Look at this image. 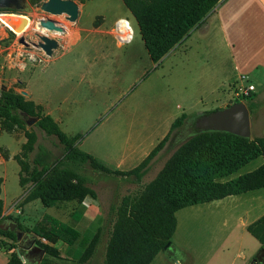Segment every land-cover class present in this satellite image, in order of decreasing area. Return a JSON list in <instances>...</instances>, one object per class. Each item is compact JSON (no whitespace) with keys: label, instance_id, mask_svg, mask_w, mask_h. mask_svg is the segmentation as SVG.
<instances>
[{"label":"rangeland","instance_id":"1","mask_svg":"<svg viewBox=\"0 0 264 264\" xmlns=\"http://www.w3.org/2000/svg\"><path fill=\"white\" fill-rule=\"evenodd\" d=\"M47 1L31 4L28 0L25 11L0 9V95L26 92L28 96L24 97L40 103L34 102L65 134L80 136L76 143L79 150L100 164L112 169L129 158L132 161L127 160L124 170L136 167L144 151L155 145L183 114L188 116L186 124L196 116L239 102L249 108L252 139L264 135V87L256 81L251 96L241 98L237 93L242 84L233 95L236 73L226 48L218 55L222 61L212 58L216 55L214 50L209 52V60H204L205 43L194 37L160 63H154L136 20L122 0H72L79 7L75 22L69 21L66 14L44 12L41 6ZM42 18L60 22L65 32L41 31L37 22ZM122 24L129 30L127 41L131 40L123 46L114 34ZM19 26L21 30L14 33ZM13 28L14 32L10 30ZM37 34L58 40L59 48L52 56L31 44L27 47L20 43L21 37L26 42L38 43ZM26 131L35 132L38 137L37 146L30 153L23 148L27 143ZM196 133H190L188 124L175 130L140 179L108 176L79 162L67 161L62 166L85 180L99 204L94 223L87 228L80 222L77 229L81 233L91 229L94 234L98 227L102 230L95 254L86 264L104 261L115 220L112 209L120 205L124 196L137 193L153 181L175 151ZM45 155L61 160L65 157L64 146L36 124L10 130L0 125V224L16 221L32 239L36 236L34 230H47L46 214L66 223H73L78 217L71 205L64 203L46 208L39 201L25 202L34 184H20L21 175L31 179L21 173L15 157L29 163L32 171L40 169L33 160ZM263 163V158H258L222 182L254 171ZM263 215L264 189L184 208L176 214L178 226L171 248L167 255L161 252L152 264H176L175 260L178 264H264V248L247 232V227ZM27 245L24 239L16 243L0 237V248L7 254L24 252L21 247ZM57 247L63 256L53 259L52 264H77L78 245L69 247L60 242Z\"/></svg>","mask_w":264,"mask_h":264},{"label":"trees","instance_id":"2","mask_svg":"<svg viewBox=\"0 0 264 264\" xmlns=\"http://www.w3.org/2000/svg\"><path fill=\"white\" fill-rule=\"evenodd\" d=\"M38 1L41 0H29L31 4ZM122 2L136 20L151 60L160 63L207 18L221 0ZM15 33L18 34L16 31ZM28 117L38 118L36 126L47 136L57 138L64 146L63 159L52 160L50 155L36 157L33 164L40 169L34 168L32 171L29 163L18 156L15 157L21 167V173L31 179L29 181L21 175L20 184H34L25 202L39 200L46 208H51L57 203L80 204L85 198L96 196L94 190L85 185L84 179L62 168L67 161L79 162L81 165L89 164L93 169L108 176L140 179L151 161L164 148L171 134L181 128L188 119L186 114L176 119L165 139L136 168L118 171L105 167L89 154L81 152L76 145L80 136L69 137L65 134L50 115L42 114L41 106L12 91L0 95L2 129L10 130L15 126L24 128L27 125L25 119ZM25 136L27 143L23 148L26 153L33 152L38 137L32 131H26ZM258 158L264 160V135L245 139L222 132L196 133L175 151L153 181L137 193L124 196L120 205L112 209L115 210V220L102 264H152L172 243L178 226V211L264 189V163L254 171L222 182ZM2 212L0 181V223L3 221ZM44 220L49 224L47 230H34V233L48 242L44 244L36 240V245L48 258L39 263H23L18 252H14L9 255L7 264H52L50 257L61 258L58 249L53 246L58 242L70 247L78 245L75 259L77 264H86L92 259L100 242L101 228L98 227L95 234L91 229L81 233L51 215L46 214ZM18 228L23 231L20 226ZM247 232L264 248V215L249 225ZM0 237L19 243L16 234L4 230L2 224ZM21 253L24 256V252Z\"/></svg>","mask_w":264,"mask_h":264},{"label":"crops","instance_id":"3","mask_svg":"<svg viewBox=\"0 0 264 264\" xmlns=\"http://www.w3.org/2000/svg\"><path fill=\"white\" fill-rule=\"evenodd\" d=\"M194 37L205 43L204 48L206 56L204 57V60H209L208 54L210 51L214 50V54L216 55H213L212 58L216 61H222V59H220L221 56L218 55L223 48H226L229 53L232 67L236 73L232 85L233 95H235V88L243 84L241 80L243 76L248 78L250 85L257 87L255 82L259 81L264 87V0H221L207 18L197 28L193 29L190 34L172 50V52L175 49L177 50L185 42L191 41ZM230 79H232V77ZM220 85L222 84H219L218 86ZM228 103H225V106H227ZM171 127L172 125L160 135L157 143L150 146L151 149L149 148L144 151L143 157L138 165H140L154 148L165 139L169 134ZM128 159L129 158H127L126 161H121L112 169L104 163L103 164L111 170L118 171H129L138 166L137 165L129 170H124L126 163L132 161V159L127 161ZM37 201L39 200H35V202ZM64 204L71 205L73 212L77 213L78 216L77 219L73 220V223H68L70 226L79 229V223L82 222L88 226L87 228H89L94 223L99 206L95 198L87 197L80 204L73 202ZM57 244L53 246L58 249L62 258V251L59 250ZM63 244L66 245L65 243ZM170 248L171 244L167 246L163 251V254L167 255ZM1 251L4 250H1L0 248V252ZM23 251L26 263H39L38 253L34 256H30L33 255L31 250ZM9 255L10 253L7 254L5 251L4 254H0V264H7ZM29 256L34 258V260L31 261ZM50 259L53 261L55 258L50 257ZM175 263L178 264V260H175Z\"/></svg>","mask_w":264,"mask_h":264},{"label":"water","instance_id":"4","mask_svg":"<svg viewBox=\"0 0 264 264\" xmlns=\"http://www.w3.org/2000/svg\"><path fill=\"white\" fill-rule=\"evenodd\" d=\"M29 5L28 0H0V9H15L17 11H25ZM41 9L51 15H67V19L71 22H75L78 18L79 7L72 0H48L43 3ZM26 18L23 20L25 23ZM38 27L42 30H47L49 32H58L64 33L65 28L63 25L50 18H42L37 22ZM22 26H19L16 30L18 32L21 30ZM11 30V29H10ZM12 31V30H11ZM14 32V31H13ZM15 33V32H14ZM40 41L35 42H26L24 37L20 38V43L26 45L27 47L30 44L35 48L42 49L47 56H52L55 50L59 48V42L56 39L49 38L46 35L37 34ZM23 96H28L26 92L22 93ZM26 117V115H23ZM38 118H26L25 122L27 126L31 127L38 122ZM197 127L200 129L197 133L205 132H222L232 134L245 139H252V129H251V117L250 111L247 105L243 102L235 103L218 109L211 113H205L197 118L196 121ZM10 232H14L17 236V240L20 242L23 238V231L18 228L16 222H11L9 227L4 228ZM36 238H33V243L28 246H22V250H31L32 252L38 251L39 262L42 261L45 252L35 246ZM37 248V249H36ZM36 249V250H35ZM264 250V249H263ZM18 255L20 259L26 263L24 256L18 250ZM257 260H255L256 262Z\"/></svg>","mask_w":264,"mask_h":264},{"label":"built area","instance_id":"5","mask_svg":"<svg viewBox=\"0 0 264 264\" xmlns=\"http://www.w3.org/2000/svg\"><path fill=\"white\" fill-rule=\"evenodd\" d=\"M116 38L118 40V44L121 43L120 44L121 46L131 42V40L126 41V40L120 38L119 35H116ZM241 80L243 82V86L240 88V92L237 93V95L241 98H249L251 96V94L255 91V86L250 85L248 82V78L245 76H243L241 78Z\"/></svg>","mask_w":264,"mask_h":264},{"label":"flooded vegetation","instance_id":"6","mask_svg":"<svg viewBox=\"0 0 264 264\" xmlns=\"http://www.w3.org/2000/svg\"><path fill=\"white\" fill-rule=\"evenodd\" d=\"M197 117L198 116H196V118L195 119H192V120H189L186 124H188L189 125V130H190V133H192V132H198L200 129L197 127V125H196V121H197ZM186 124H184V125H186ZM9 225H10V223H8V224H2V228L4 229V228H7V227H9ZM23 239H24V242L25 243H27L28 245H30V244H32L33 243V239L32 238H29L28 236H26L25 235V233L23 232ZM35 246L38 248V246L36 245V242H35ZM36 248V249H37ZM35 249V250H36ZM37 250L36 251H34L32 254L33 255H30V256H34V255H36L37 254ZM29 256V259L32 261V260H34V258H32V257H30ZM263 256H264V252H263ZM260 259H261V257H259ZM259 258H258V261H259Z\"/></svg>","mask_w":264,"mask_h":264},{"label":"bare ground","instance_id":"7","mask_svg":"<svg viewBox=\"0 0 264 264\" xmlns=\"http://www.w3.org/2000/svg\"><path fill=\"white\" fill-rule=\"evenodd\" d=\"M115 35H119L120 38L124 39V40H128L129 37H130V34H129V30L128 28L126 27V29L123 28V24L120 26V28L115 31L114 33Z\"/></svg>","mask_w":264,"mask_h":264}]
</instances>
